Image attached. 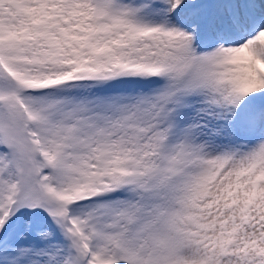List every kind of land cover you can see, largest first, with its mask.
Segmentation results:
<instances>
[{
    "label": "snow or ice",
    "instance_id": "6c2138e0",
    "mask_svg": "<svg viewBox=\"0 0 264 264\" xmlns=\"http://www.w3.org/2000/svg\"><path fill=\"white\" fill-rule=\"evenodd\" d=\"M0 264H264V0H0Z\"/></svg>",
    "mask_w": 264,
    "mask_h": 264
}]
</instances>
